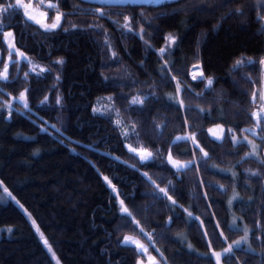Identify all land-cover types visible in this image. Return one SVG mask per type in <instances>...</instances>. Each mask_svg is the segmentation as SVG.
<instances>
[{
  "label": "trees",
  "instance_id": "1",
  "mask_svg": "<svg viewBox=\"0 0 264 264\" xmlns=\"http://www.w3.org/2000/svg\"><path fill=\"white\" fill-rule=\"evenodd\" d=\"M52 2L68 14L62 25L69 31L45 33L24 17L22 8L0 15V71L9 55L5 30H13L16 46L31 60L9 64L8 79L0 80V179L20 203L0 200V264H138L144 255L135 245L121 243L126 234L138 236L160 264H216L212 253L241 239L244 228L249 230L247 243L220 264H264V131H242L256 128L251 113L260 102L252 103V92L264 83L259 63L264 58V19L258 18L264 17V4ZM100 9L107 15L99 16ZM125 15L133 16L132 32L113 24L123 23ZM92 24L103 28L88 27ZM141 26L143 38L136 34ZM169 33L177 40L161 57L159 49ZM12 58L18 59L15 54ZM60 58L64 63L56 64ZM242 58L256 63L234 68ZM165 61L168 70L161 71ZM33 64L51 71L37 75ZM196 64L205 77L214 78L211 90L205 88L206 80L192 79ZM177 80L183 106L169 98L176 96ZM25 89L30 110L13 99ZM135 96L145 98L144 103L130 106ZM109 104L114 106L110 114L93 112ZM118 119L125 126L134 122L138 135L125 139L115 124ZM214 124L225 128L221 141L208 132ZM229 128L250 135L259 145L257 156L246 155L251 151L246 141L233 144ZM185 133L196 134L208 153L206 162L191 141L172 144ZM141 144L156 159L142 164L126 147ZM170 148L175 159L195 157L197 164L177 173L166 160ZM157 185L167 189L177 206ZM121 200L139 226L120 212ZM188 212L197 219L189 221ZM233 217L239 230L228 227Z\"/></svg>",
  "mask_w": 264,
  "mask_h": 264
},
{
  "label": "snow or ice",
  "instance_id": "2",
  "mask_svg": "<svg viewBox=\"0 0 264 264\" xmlns=\"http://www.w3.org/2000/svg\"><path fill=\"white\" fill-rule=\"evenodd\" d=\"M115 2L117 3H123L124 0H115ZM159 2V0H158ZM225 2H230V0H225ZM261 4H264V0H260ZM22 8L23 9V15L24 17L27 18V20L33 22L34 24H37L40 26L41 29H43V31L45 33H54L57 29H62L64 31H69V29L67 28H63L62 25V21H64L66 19V16L68 14L61 12L59 10V3H54L52 2V0H39L38 3H33V0H27V2H25V0H15V3H0V15H11L10 10H18ZM41 8H46V9H50V10H55L56 14L55 16L52 18L51 22L49 21L48 18V12L47 11H40ZM99 12V16H105L107 15L102 9L97 10ZM239 14H243L242 9H236L234 10ZM141 17H144V13H140ZM109 18H111L109 16ZM260 19H264V17H259ZM145 19H147V17H145ZM133 16L130 15H125L123 17V23H121L119 20H113V24L118 26L121 30H127L128 32H132L133 31ZM4 25L2 23H0V31L3 30ZM72 28H77L78 26L76 24H72L71 25ZM88 27L90 28H103V25H99V24H92L89 25ZM137 35H139L141 38H143L144 35V29L141 26L139 31L136 33ZM3 36L5 38V40L8 41V53H9V63H5L3 70L0 71V80H7L8 79V68H9V64H19L21 62V60H27L28 63L31 64V60L27 57V55L23 52H21L19 49L16 48L15 43H14V36L12 32H4ZM11 38V39H9ZM105 44L108 47H111L109 39L107 34H105ZM177 37L175 35H173L172 33H169L168 36L166 37V41H165V46L159 49V55L161 57H163L166 53H168L171 49V47L176 43ZM145 43L147 44L148 42L145 41ZM151 46V45H149ZM15 54L16 57H18V59L13 60L12 57ZM112 56L113 57H117V53L115 51L112 52ZM2 62V61H0ZM56 64H63L64 61L62 58L58 59L55 61ZM167 61H165L164 65L161 68V71H166L167 69ZM256 63L254 60H252L251 58H247V59H238L235 64L233 65L234 68H240L245 64H254ZM260 64L264 65V58H261V60L259 61ZM199 65H193V75H192V79L193 80H199L201 82H204L206 80V84H205V88L211 90L213 83H214V78L213 77H205L204 73L202 70L200 71H196L197 69H199ZM37 69H39V71H37ZM31 71L34 73H37V75H39L40 73H43L45 71H51V69H45L43 67H40L39 65H35L33 64L31 67ZM25 78H27L28 73H25ZM57 79H59V77H57ZM172 79H175V77H172ZM183 90V87L180 83L179 80H177L176 83V96H170V99H177L178 103L180 106L184 105V101L182 99H179V94L180 92ZM27 89H25L24 92L20 93L19 97H14L13 99H19L22 103H23V107L25 109H29V104L27 102V98H26V93H27ZM197 95H202V93H197ZM257 98L259 99V108L257 111H254L251 113V116L255 118V127L261 129L262 131H264V88L257 90V91H253L252 92V103H257ZM106 99L107 101L111 102L112 101V97H106L103 98ZM144 99L143 97L140 96H135L132 98L130 106L131 105H137L140 104L142 105L144 103ZM48 97L45 96L44 101H42V103L47 102ZM61 101V98L59 96H57L56 98V103L59 104ZM8 109L9 112H11V108L12 105L10 103L5 105ZM113 105L109 104L108 106H102V107H97L93 109L94 113H99L101 115H105V114H110L111 111L113 110ZM30 110V109H29ZM204 110L201 109V112H203ZM117 115H119V110H116ZM115 124L117 126V128L121 129V135L125 138L128 139L130 137V135H138L137 131H136V124L133 122L131 123L130 126H125L124 123L122 122V120H116ZM53 127H55L53 125ZM157 127H160L159 125ZM216 128L219 129V132L214 131L212 128L208 129V132L211 134V136L214 138V140L216 141H221L223 140L224 137V128L222 125H217ZM41 131H47L46 128H42ZM57 131H59L57 129ZM228 134L231 138V141L233 142V144L235 145H239L240 143H242L243 141H246L248 144L251 145V152L247 153L246 155L249 156H257V150L259 148V145H256L253 141L249 140L247 136L244 137H238L234 130L229 128L228 130ZM242 131L244 132H252L253 135H256L255 129H243ZM262 140H264V137H261ZM191 141L192 142V146H193V151H199L200 153H202V155L200 156V160L205 161L209 158L208 153L206 151H204V149L200 146L199 142L196 139V134L195 133H185L184 135L181 136H177L175 137V139L172 141V144L175 145L178 142H188ZM126 147L128 148V151L130 153H133L135 156L139 157V162L140 163H145L147 161H151L156 159V155L148 150L147 148H145L142 144L139 145L138 147H133L132 145H126ZM159 151V150H157ZM114 159H119L118 157H114ZM167 163L171 164L172 167L176 170L177 173L181 172L182 170L186 171L188 169H190L193 165L197 164V160L194 157L192 160L189 161H179L176 160L173 155H172V151L171 148L168 151V155H167ZM262 164H264V160L260 161ZM130 167H135V165H129ZM220 171H226L224 169H221ZM252 175H259V172H252ZM150 182H152L153 184H155V181H152V178L150 176H148L147 173L143 174ZM233 176L236 175L235 172L232 173ZM105 181L108 182V184H111V181L108 180V177H104ZM201 183H203V181H201ZM169 185H171V181H169ZM158 188V191L160 193H163L165 197H167V199L172 200L171 196H168V192L166 188H159V186H156ZM221 189H223V186H219ZM114 188V186H113ZM5 193L8 192L7 188L4 189ZM8 195L10 196L11 194L8 193ZM238 194L234 195L232 200L237 199ZM232 200H229V205H231ZM172 205L173 206H177L176 205V201L172 200ZM185 211H187L185 209ZM120 212L123 214L124 217L127 218H131L130 222H134L137 226H139V221H135L134 217H132V213L129 211V209L124 205V202L121 200L120 201ZM188 219L189 221H193L196 220L197 218L194 217L192 215V213L188 212ZM169 223H171V218L169 219ZM202 223V222H201ZM33 225H35V221H33ZM217 227L219 226L218 224L216 225ZM228 227L232 230H239L238 226L236 224V218L233 217V222L232 224L228 225ZM9 231H11V229H9ZM36 231L39 233V228L38 226L36 227ZM245 235L243 237H241V239L233 242L232 244H229L225 249H223L221 252H213L212 255L215 257V261L216 264H220L221 258L225 257V258H230L232 255H234V249H238L240 248L243 244H246L248 241V232L249 230L247 228L243 229ZM140 232L144 233V229L142 227H140ZM149 238V240H151V234H146ZM204 235H207V233L205 232ZM220 235H223V232L220 233ZM41 239L43 240V243L48 246V241L47 239L44 238L43 233H40ZM121 243H123L126 246H132L135 245V250L140 253L143 254L144 256L147 257V261L148 264H159V261L156 260L155 257L151 256L148 253V248L138 239H136L134 236L131 235H125L123 237V240L121 241ZM211 242L209 241V244ZM49 251H51V248L49 246ZM157 252H159V249H156ZM246 251H251V248L249 247L248 249H246ZM160 255H162V253H160ZM138 264H144L143 260H139Z\"/></svg>",
  "mask_w": 264,
  "mask_h": 264
},
{
  "label": "rangeland",
  "instance_id": "3",
  "mask_svg": "<svg viewBox=\"0 0 264 264\" xmlns=\"http://www.w3.org/2000/svg\"><path fill=\"white\" fill-rule=\"evenodd\" d=\"M25 2H27V0H25ZM39 2V0H33V3L35 4V3H38ZM47 2V1H46ZM61 12H63L61 9H59ZM40 11H47L48 12V18H49V21L48 22H51V20H52V18L55 16V14H56V12H55V10H50V9H46V8H41L40 9ZM5 32H12L13 33V30L12 29H8V30H5ZM13 36H14V33H13ZM9 39H11V38H9ZM6 42H7V45H8V41L6 40ZM14 43H15V39H14ZM15 46H16V44H15ZM16 48L17 49H19L17 46H16ZM20 50V49H19ZM21 52H23L22 50H20ZM24 53V52H23ZM13 59V58H12ZM5 63H9V55L7 56V58H6V61H5ZM4 63V64H5ZM3 67H4V65H3ZM3 70V69H2ZM196 71H200L199 69H197ZM193 75V74H192ZM263 88H264V83H263ZM258 108H259V106H258ZM258 108H256V110L255 111H257L258 110ZM217 125H222V124H214L213 126H211L210 128H212L214 131H217V132H219V129L218 128H216V126ZM223 126V125H222ZM223 128H224V126H223ZM253 129H255V132L257 131V128H253ZM224 130H225V128H224ZM225 133V132H224ZM237 135V134H236ZM238 137H244V136H247L248 137V139L249 140H251L252 141V138H251V136L250 135H244V136H240V135H237ZM251 152V151H250ZM257 154H258V152H257ZM177 160V159H176ZM5 188H7L6 186H5V184H4V182L0 179V200H9V199H11V200H14V201H16L17 203H19V201L16 199V197L8 190V188H7V190H8V192L7 193H5V191H4V189ZM1 190H2V192H1ZM8 193H10L11 195L9 196L8 195ZM20 204V203H19ZM35 227H37V226H35ZM126 235H131V236H134L136 239H138V240H140L147 248H149L148 247V245L147 244H145L138 236H135V235H132V234H126ZM125 236V235H124ZM123 236V237H124ZM123 237H122V240H123ZM45 238V237H44ZM46 239V238H45ZM148 253L151 255V256H153V257H155L156 258V260L157 261H159V264H160V258L155 254V253H153V252H151V251H148ZM54 256H55V254H53ZM140 260H143L144 261V264H148V261H147V257L146 256H144V257H142V258H140Z\"/></svg>",
  "mask_w": 264,
  "mask_h": 264
},
{
  "label": "water",
  "instance_id": "4",
  "mask_svg": "<svg viewBox=\"0 0 264 264\" xmlns=\"http://www.w3.org/2000/svg\"><path fill=\"white\" fill-rule=\"evenodd\" d=\"M89 1L99 4H107V5H122L128 3H149L157 0H124L123 3H117L115 2V0H89Z\"/></svg>",
  "mask_w": 264,
  "mask_h": 264
}]
</instances>
